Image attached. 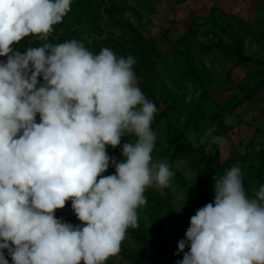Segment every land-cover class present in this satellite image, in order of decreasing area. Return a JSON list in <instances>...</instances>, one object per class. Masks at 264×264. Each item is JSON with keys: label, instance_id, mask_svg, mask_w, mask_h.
Here are the masks:
<instances>
[{"label": "clouds", "instance_id": "9594fccd", "mask_svg": "<svg viewBox=\"0 0 264 264\" xmlns=\"http://www.w3.org/2000/svg\"><path fill=\"white\" fill-rule=\"evenodd\" d=\"M71 3L0 0V264L4 250L13 264H105L139 226L146 189L167 188L174 175L151 155L158 108L138 86L135 57L94 54L76 39L47 42ZM29 35L42 46L15 50ZM215 131L200 141L209 154L223 143ZM126 135L136 140L117 162L107 148ZM110 163L115 174L101 175ZM242 176L238 164L214 176V203L191 217L178 243L190 250L177 264H264V185L250 197ZM69 200L83 226L56 218Z\"/></svg>", "mask_w": 264, "mask_h": 264}, {"label": "rangeland", "instance_id": "374dc122", "mask_svg": "<svg viewBox=\"0 0 264 264\" xmlns=\"http://www.w3.org/2000/svg\"><path fill=\"white\" fill-rule=\"evenodd\" d=\"M53 27L49 43L76 39L94 54L110 48L135 57L138 86L153 89L148 100L158 108L151 125L157 137L153 161L168 163L174 173L169 187L146 189L147 203L137 210L139 226L127 230L120 253L106 262L132 264L125 248L135 255L143 237L160 233L174 252L157 253L150 264H177L190 250V242L184 252L178 243L186 240L191 217L214 203V176L241 162L248 195L254 198L264 185V85L254 91L264 77V0H72L71 10ZM137 33L160 55L131 52L139 45ZM26 39L33 47L44 43L29 35L14 49ZM241 54L248 59L240 60ZM189 95L192 101L186 102ZM212 125L223 143L209 154L207 140L200 141ZM107 152L117 162L124 159L119 146H108ZM106 172L115 174V167L110 163ZM60 210L56 218L81 225L74 213L60 216Z\"/></svg>", "mask_w": 264, "mask_h": 264}, {"label": "trees", "instance_id": "16d2710c", "mask_svg": "<svg viewBox=\"0 0 264 264\" xmlns=\"http://www.w3.org/2000/svg\"><path fill=\"white\" fill-rule=\"evenodd\" d=\"M137 38H138V43L139 45L131 50V52L136 53V54H146L148 55V51H154L155 55H160L158 51L156 50V46L148 39H146L144 36H142L140 33H137ZM28 47H33L29 44V42L26 40H23L22 43L20 44V47L18 48V51L23 53ZM242 59H248L246 56H243L241 54L240 60ZM264 85V77L260 81V83L254 88V91L257 90L258 88L262 87ZM141 91L144 93L145 97L147 99L153 98V89L152 88H141ZM136 140L135 136H132L129 139H124L121 141L120 148L122 149V146L124 143L128 141L134 142ZM215 144L213 145L214 149ZM241 158L238 157V159ZM261 159H264V153L262 152L261 154ZM264 162V160H263ZM241 162H236L240 166ZM101 175H107V172L102 173ZM62 211H66L67 215H71L74 213L72 207H71V201H67L66 205L63 209H61L59 212L60 216H62ZM56 212V211H55ZM141 250H139L135 255L129 254L130 250L128 248H125L126 251V256L125 259L130 260L132 264H150L152 258L157 254L161 252H174V248L166 241L165 237L161 235L160 233L155 237L151 238L149 235L145 236L141 239ZM132 253V252H131ZM13 264V262H11ZM105 264H112V262L108 261Z\"/></svg>", "mask_w": 264, "mask_h": 264}]
</instances>
